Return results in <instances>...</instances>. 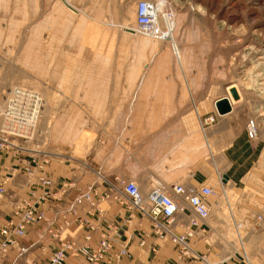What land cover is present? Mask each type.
<instances>
[{
    "label": "crops",
    "instance_id": "0c3cea01",
    "mask_svg": "<svg viewBox=\"0 0 264 264\" xmlns=\"http://www.w3.org/2000/svg\"><path fill=\"white\" fill-rule=\"evenodd\" d=\"M102 2L0 0V55L9 60L4 75L13 69L22 78L6 84L11 90L0 100L15 89L36 93L43 107L46 91L61 100L47 146L59 154L46 171L56 197L70 203L95 179L77 170L73 158L112 181L136 182L144 194L156 182L198 187L221 174L232 183L250 173L253 148L244 121L238 127L237 105L224 116L215 106L232 86L216 23L183 17L179 61L168 42L134 37L123 24L98 18ZM214 115L217 123L202 131L199 117ZM85 134L86 155L77 158ZM169 246L160 260L174 259ZM137 249L135 243L131 250Z\"/></svg>",
    "mask_w": 264,
    "mask_h": 264
},
{
    "label": "built area",
    "instance_id": "2783aa9c",
    "mask_svg": "<svg viewBox=\"0 0 264 264\" xmlns=\"http://www.w3.org/2000/svg\"><path fill=\"white\" fill-rule=\"evenodd\" d=\"M14 94L0 101V207L6 203L10 210L8 221L0 224V264H211L198 252L196 243L212 227L206 221L218 201L217 187L225 188L222 175L215 186L156 182L144 194L136 182L112 181L73 158L76 169L92 174L96 181L79 189L74 201L62 203L51 192L53 179L46 173L59 154L43 150L38 133L31 138L28 106ZM218 117H200L202 131L214 126ZM247 132L250 139L257 138L256 120H250ZM26 186L39 187V192L19 196L11 190ZM71 187H64L65 195ZM114 205L119 209L112 212ZM262 218L256 219L259 227ZM32 226L40 227L37 234ZM168 242L174 259L160 260ZM135 243L137 255L131 250ZM12 250L16 259L9 263ZM240 255L242 264H252L245 249ZM236 258L234 254L228 260Z\"/></svg>",
    "mask_w": 264,
    "mask_h": 264
},
{
    "label": "rangeland",
    "instance_id": "374dc122",
    "mask_svg": "<svg viewBox=\"0 0 264 264\" xmlns=\"http://www.w3.org/2000/svg\"><path fill=\"white\" fill-rule=\"evenodd\" d=\"M154 1L103 0L102 11L98 18L107 17L115 23L113 25L123 24L127 34L137 38L145 37L136 32V16L141 13L144 6H150ZM167 2L177 12L176 22L170 32L168 44L179 61L182 55V47L178 39V32L183 17L189 15L190 18L216 23L222 48L225 54L229 55L227 70L231 78V87L236 88L233 86H237L236 89L242 92V98L236 103V113L241 119L238 127H243L244 124L241 122L244 121L246 136L251 143L254 154L253 161H249L253 162L250 173H248L249 171L240 172V174H244L242 179L232 183L225 180L224 190L217 187L216 192H218L219 197L212 210L215 224L211 225L213 228H207L203 236H200L196 243L197 250L202 255L204 254L211 264H242L241 246L251 257L252 264H264V0H167ZM5 58L0 55V86H3L0 95L11 90H5L8 88L5 86L6 84L22 79L21 75L13 69H9L6 78L4 73L5 68L9 65V60L7 61ZM1 67H4V70H1ZM28 80L29 83L33 84L30 79ZM46 94H49V97L45 98L46 105L41 107L40 104L41 110L40 115L37 116L38 121L36 120V126L31 128L33 130H30V135L33 137H36L38 133L37 139L45 151L48 149L50 126L61 101L58 94H50L48 91ZM34 101V98L30 100L29 105L31 106ZM0 108L2 107L0 106ZM30 109L32 110L31 107H29ZM252 119L256 120L259 126L256 139H250L247 132L248 124ZM88 137L85 134L77 143L74 153L81 156H76L77 158L86 155ZM67 159L69 161L70 158ZM54 161L56 160L53 158L51 164ZM241 161H245L243 157H241ZM96 172L103 175L101 171L96 170ZM221 175L224 178L223 174ZM245 176L247 177L245 178ZM92 177L96 181V177ZM20 180L25 181V177ZM240 180L243 182L240 183ZM215 183L210 185L215 186ZM11 190H15L17 195L23 196L29 191L38 193L39 187L31 186L28 188L26 186L24 190L21 187H13ZM2 207H0V224L4 225L8 221L6 215L9 214L10 210L6 203L2 204ZM59 207L62 206L59 205ZM259 215L263 217L260 227L256 225V219ZM211 220L212 218L208 222L210 223ZM252 225H255L258 231L252 232L250 230ZM234 227L237 228V232ZM31 230L37 234L40 227L32 226ZM248 237L251 238V241L254 240L253 243L247 242ZM33 240V237H30V241ZM20 243L28 245L26 240H20ZM169 245L167 244V246ZM170 246L172 247V245ZM133 252L137 255L138 250H133ZM234 254H237L238 259L227 260ZM14 255L16 253L12 250L7 258L9 263L16 259ZM222 257H225L227 261L221 263L224 261Z\"/></svg>",
    "mask_w": 264,
    "mask_h": 264
},
{
    "label": "bare ground",
    "instance_id": "6f19581e",
    "mask_svg": "<svg viewBox=\"0 0 264 264\" xmlns=\"http://www.w3.org/2000/svg\"><path fill=\"white\" fill-rule=\"evenodd\" d=\"M142 9L143 10L141 11V13H138L136 16L137 17V19H136L137 20L136 32L140 35L145 36V37H152V38L158 39L159 41H162V42L166 41L169 43L170 32L172 31V29L174 27V23L176 22L177 12L173 9L172 6L169 5L167 0H155L154 3H152L150 6H148V5L144 6ZM138 24H140V25H138ZM233 87L237 88V86H233ZM236 88H232V87L230 89L228 88L229 92H227V93H229V96L226 98H228L232 107L234 105H236L237 102H239V101H236L234 99L233 95L230 93L231 89H236ZM239 90H240V88H239ZM14 93L17 94V96L14 94L16 97H19L26 102L28 109H29V107L32 108V110L30 109L31 110V113H30L31 114L30 130H31V128L36 126L35 125L36 120L38 121L37 116L40 115L39 114V112L41 110L40 104L42 107V100L36 94H33L32 92H28V91L23 90V89H15ZM238 94H239V97L242 95L241 90L238 91ZM33 98L35 99V101H34V103H31V106H30L29 105L30 100H32ZM241 98H242V96L240 97V99ZM215 106H216V103H215ZM2 109H3V107L0 108V112L2 111ZM35 115H36V117H35ZM199 119H200V117H199ZM199 124H200V121H199ZM33 135H34V131H33ZM32 137L33 136L31 135V138ZM211 218H212V215H211L210 219ZM210 219H207L206 222L208 223V221ZM168 244H171V243L168 242ZM165 246H166V244H165ZM240 249L243 251L244 248L240 246ZM247 255H248V253H247ZM248 257H249V259H251V257L249 255H248ZM251 261H252V259H251ZM70 262L71 261H69V263Z\"/></svg>",
    "mask_w": 264,
    "mask_h": 264
},
{
    "label": "water",
    "instance_id": "95a60500",
    "mask_svg": "<svg viewBox=\"0 0 264 264\" xmlns=\"http://www.w3.org/2000/svg\"><path fill=\"white\" fill-rule=\"evenodd\" d=\"M230 93L233 95L234 99L238 101L240 99L237 89H231ZM216 110L220 116L227 115L233 111V107L230 104L228 98L223 97L216 101ZM225 180H229L227 175L224 176Z\"/></svg>",
    "mask_w": 264,
    "mask_h": 264
}]
</instances>
